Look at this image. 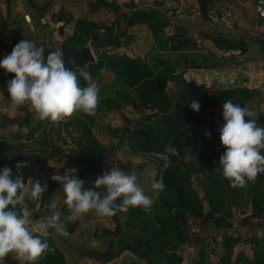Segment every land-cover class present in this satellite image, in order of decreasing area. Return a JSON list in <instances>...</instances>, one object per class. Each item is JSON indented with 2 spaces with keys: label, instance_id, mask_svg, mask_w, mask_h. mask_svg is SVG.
I'll use <instances>...</instances> for the list:
<instances>
[{
  "label": "trees",
  "instance_id": "1",
  "mask_svg": "<svg viewBox=\"0 0 264 264\" xmlns=\"http://www.w3.org/2000/svg\"><path fill=\"white\" fill-rule=\"evenodd\" d=\"M126 24L128 27L146 24L152 34L161 40H156L161 53L178 52L180 55L176 60L171 61L167 58L168 55L161 54V57L156 56L154 61L106 55L103 52L96 63L89 65L87 71L92 78H96L100 75L101 69L108 70L114 75L113 89L136 90L141 104H149L151 109H157L158 117H148L138 127L130 130L123 139L122 145L128 146L134 153L142 156L166 157L167 166L158 172V180L163 177L165 188L162 192L159 191L150 212L146 213L142 208L136 207L130 208L127 213L118 212L113 216L116 223L114 235L117 237L112 240L111 248L108 243L106 250L97 257V260L106 264L123 251H129L138 261H144L146 264H182V258L177 252L190 241L189 220H212L216 230L232 227L235 218L234 209H237V206L241 207L243 203L244 192L238 188V191L233 193L229 188L230 182L222 176V170L217 171L220 168L219 159L225 149L220 143L219 130L214 125L213 117L207 114L210 108L223 110L222 105L226 100L231 99L236 104L239 99L234 97L235 91H232L231 87L218 89L210 95L200 93L194 82L187 81L183 77L184 70L193 64L204 66L202 61L204 56L193 57V52L196 51L195 43L180 31L177 30L173 36L167 37L164 30L168 24L162 21V18L137 11ZM99 29L103 30L102 36L97 33ZM112 31L111 27L76 21L73 35L61 43L60 50L63 52L64 61H67L65 59L68 48L80 49L86 45L87 40L101 50L110 44L114 46L117 36H113ZM91 35L98 37L97 43L94 44ZM167 43H170L169 48ZM214 44L219 49L236 47L227 43L220 44L218 40H214ZM181 67L186 68L177 71ZM79 79L82 87L87 86L88 82L82 77ZM171 83L175 86L173 90L167 89ZM142 86L149 90L148 94L141 91ZM109 89L110 86L103 85L101 96ZM129 99H131L129 92H119L111 103L116 107L121 105L123 107L130 103ZM193 101H198L201 105L198 112L190 107ZM99 106L109 108L107 106L112 105L102 102ZM222 119L220 115L218 123L221 125L224 123ZM254 119L258 126L264 127V114L257 115ZM89 124H92V116L82 112L76 113L66 123L61 122L58 127L48 124L38 139L33 140L31 147L33 154H39L42 158L25 150V143L32 141L30 137L32 133L25 141L15 142L0 136V169L5 166L10 167L13 177L21 176L25 183L29 178L33 179L37 174H42L41 176H44L39 181L42 184L47 183L49 190H53L56 181L50 179L53 175V167L48 166V162L55 161L63 155L64 152L58 143L61 140L65 143L63 136H70L69 132L72 129L77 137H73V160L67 167L68 175L75 174L85 181V188L92 187L96 177L104 173L103 167L108 152L94 137ZM202 126L205 127V131L201 133L199 128ZM214 129L217 132H214ZM206 133H210V137L206 136ZM166 146L175 148L178 155L166 153ZM37 148L39 149L36 150ZM197 173L202 175V199L192 187V176ZM247 184L251 186L245 194L246 202L253 207V213L261 217L260 215L264 214V173H261L255 182L249 181ZM203 198L208 206L206 213H204ZM63 200L62 190V201L58 209L62 216L67 212ZM117 203H120V200H117ZM119 216L123 217V221H120ZM80 222L81 219L76 223L68 224L67 231L70 235L76 232ZM251 227L261 232V236L255 233L250 236L252 259L240 255L236 258V262L232 263L234 248L242 242V239L240 235L233 237L224 233L222 242L225 254L218 264H264V219L255 224L251 223ZM46 238L50 246L55 248V252L48 253L36 264H65L63 255L53 244L51 237L46 235ZM212 251V247L201 250L199 259L194 264H213L209 257ZM5 264H18V261L10 255L6 258Z\"/></svg>",
  "mask_w": 264,
  "mask_h": 264
},
{
  "label": "clouds",
  "instance_id": "2",
  "mask_svg": "<svg viewBox=\"0 0 264 264\" xmlns=\"http://www.w3.org/2000/svg\"><path fill=\"white\" fill-rule=\"evenodd\" d=\"M0 68L14 74L7 82L12 105L29 106L40 121H49L54 126L67 122L76 113L92 116L99 106V88L92 81L85 67H68L60 49L50 50L45 57V48L37 47L30 40H21L0 60ZM88 82L82 87L80 79ZM223 125L219 129L220 143L225 149L219 159L222 176L232 187H244L255 182L264 173V127L258 126L254 112L235 104L231 99L223 102ZM193 111L200 110V103L193 101ZM210 137V133H206ZM165 152L178 155L175 148L165 147ZM52 181L62 185L63 203L67 212L54 211L44 219H33V209L39 206L47 183L21 176L13 177L12 169H0V264L14 255L21 264H36L48 253H54L46 233L49 229L67 238V226L76 223L89 213L97 217H113L118 212L127 213L130 208L140 207L146 213L153 201L138 183V176L119 167H112L96 177L92 187L85 188V181L74 175L54 174ZM165 188L163 177L151 183L154 191ZM120 200V203H117ZM52 209L57 204H51Z\"/></svg>",
  "mask_w": 264,
  "mask_h": 264
},
{
  "label": "crops",
  "instance_id": "3",
  "mask_svg": "<svg viewBox=\"0 0 264 264\" xmlns=\"http://www.w3.org/2000/svg\"><path fill=\"white\" fill-rule=\"evenodd\" d=\"M52 1V0H51ZM61 1L64 5L71 4L73 5L77 0L71 1V0H57ZM170 1L174 2L177 6V8L169 10L165 7V4ZM39 6V7H38ZM49 2H47L42 7L38 4H32L30 5L31 8H33L32 11L27 12L29 15L30 20L28 23L26 22V25H32V20L35 26L37 27V31L43 32V30H47V25H41L42 20L46 16V13L48 11ZM119 8H125L129 13L123 18L124 26H120L117 23V15H118V9ZM132 8V12H131ZM196 9L201 13L200 16H195L190 13V9ZM258 8H264V0H86L83 4V11L81 9L82 16H78V19L74 20L72 22V28L71 30H67L65 33H63L62 38L60 39V46L61 43L66 40L67 38L71 37L75 30V22L76 21H86L88 23H91L93 25L98 26H105V27H111L113 29L112 34L113 36H117L115 45L111 46L107 45L104 47V49H100L98 47H94V45L91 43L90 40H87L86 45L90 44L92 48L96 51L95 53L92 51V54L95 58V63L99 59V57L102 55V53H106V55H118V56H127L131 59H148V60H154L156 59V56L168 55L167 58H169L171 61L176 60L178 55L180 53L178 52H168L166 54L161 53L159 50L160 46L158 44V41H161L157 39L152 32L150 31L149 27L146 24H138L131 27H128L126 22L127 20L132 16L134 12H141L145 13L146 15L150 16L153 15L154 17L162 18V21L166 22L168 26L165 28L164 33L167 37L173 36V33L175 31H180L182 35L185 37L191 39L195 43V38L197 36L202 37L203 39V49L197 48L196 44L195 47L196 51L193 52V57H197L199 55H203V68L201 67L200 70H194L191 68H188L184 70L183 77L187 81L194 82V85L197 87L198 91L203 94H213L215 93L220 86H224L230 83H225L226 79L233 78L234 79V85H240L246 89H253L255 87H258V89L264 88V21L261 20V18L258 15ZM50 9V7H49ZM55 9V7L52 8V11ZM124 9V10H125ZM30 10V9H29ZM114 13L115 17L112 22L109 25L100 23L99 19L103 17H107L109 14L112 15ZM208 12H215V13H225L228 12L232 15L231 25L229 27L225 26H213L211 25L208 20L206 19V15ZM61 13V12H60ZM117 14V15H116ZM25 15V14H23ZM81 17V18H80ZM126 17L128 19L126 20ZM62 16L58 17V24L62 26ZM68 21V20H67ZM57 24V25H58ZM68 24V23H66ZM65 24V25H66ZM59 26V25H58ZM70 27V26H69ZM43 29V30H41ZM28 36L27 39L35 42L37 39L35 33V30L33 28L28 27ZM60 32H62V29H60ZM99 36L103 35V30L99 29L97 31ZM144 34V36H142ZM51 37V41L53 42L54 39V33L52 30L46 31V36L44 40H47V37ZM94 39V44L98 42V37L96 35H91ZM214 40H218L220 44H232L236 45V47L229 48V49H219L215 46ZM38 41V40H37ZM90 41V42H89ZM166 44V43H165ZM54 45V43H52ZM111 46V48H108ZM168 48L170 47V43H167ZM46 49V48H45ZM242 50V55L237 56H230L229 58H223V53L226 51H237ZM197 55V56H196ZM4 57H0V60H2ZM201 59V58H200ZM156 61V60H154ZM228 62V64H227ZM197 64V63H195ZM229 65V66H225ZM233 65V66H230ZM199 66V65H195ZM89 66H87L88 68ZM86 68V70H87ZM225 70L224 76L225 78L223 83H220L219 78H216L215 83L214 80H210L214 74H216V71L221 74V71L223 72ZM5 72L3 68H0V73ZM0 78H3L5 81H9L14 78V74L9 73L7 79H5V75L1 74ZM205 78H210V82L208 84H202V80ZM232 79V80H233ZM94 82L97 87L99 88V96H101V93L103 91V85L110 86L111 89L109 91H113V84H114V75L111 74L106 69L100 70V75L96 78H92V81ZM213 85V88L211 89ZM5 91V98L2 102V105L4 108H6V111L1 113L2 115L7 114L9 112V109L6 104H9L11 106L10 109L12 110V102L9 96V93L6 89H3ZM133 98V94L130 95ZM136 103V102H135ZM25 105L24 107H26ZM23 107V106H22ZM23 107V108H24ZM30 108L29 106H27ZM103 107V108H102ZM109 108H106L105 106H99L100 109H105L104 115L98 114L101 117L110 115V116H116L117 120H120V125L123 126L120 128H102L103 133L97 137L93 131L97 129V124L99 122L97 121V117L95 115H92V124H89L91 127V131L96 136L98 141L102 144H105L104 148L107 146H110L112 148L113 153L115 156H112L114 166L112 167H119L121 170H124L126 172L130 171L132 173H135L138 176V182H145L146 187L151 186L152 180H153V174L155 175V179L158 180V172L162 171L167 166V158L164 156H156L154 158H149L152 161V165L145 166L143 170L132 169L127 165L128 162L130 163H141L143 161L144 156L134 153L128 146L126 145H116L112 146L114 143L111 137H109L106 133H110L114 137V133L117 131H114L116 129L123 130V127L131 126L130 124H133L128 132L130 130L134 129V126L138 127L140 123L144 121L146 117H141V119L137 121H129L127 124L125 117H122L123 119H120L119 113H124L125 111L128 112H136L134 105L129 103L128 105H124L122 109H116L112 106H107ZM117 111V112H116ZM98 113V112H96ZM126 115V114H125ZM23 116V113L22 115ZM24 117V116H23ZM20 117L19 125L17 130H12L13 127H6L4 126L3 129L0 128V136L4 139L11 140L12 142L21 140L25 141L26 137L31 134V140H36L40 136L42 130L50 124L49 121H42L40 126H38L40 120L36 117V114L34 111L31 110V116L29 115L28 120L26 124H23L22 118ZM218 123L214 124L217 126V128H221V125H217ZM135 127V128H136ZM217 129V130H219ZM216 129H214V132H217ZM111 131V132H109ZM199 131L202 133L205 131V127L202 126L199 128ZM128 132L125 136L128 135ZM70 136L73 138H76V134L72 129H70ZM101 138V140H100ZM116 138V137H114ZM34 142V141H33ZM59 146H61V143L59 142ZM74 146L69 149L70 151H73ZM67 154V153H66ZM120 154H123L124 157H122ZM126 161L125 163L122 161ZM141 161V162H140ZM125 165L124 166L122 165ZM154 165H157V168H154ZM50 166V164H48ZM66 166V165H65ZM109 168L108 171L111 170ZM67 169V168H66ZM55 172V168L53 167V173ZM69 171H66L65 174H68ZM195 176V175H194ZM201 177L200 175H198ZM39 177L33 178V180H36ZM202 180V179H201ZM193 178H192V187L193 186ZM148 189V188H146ZM195 189V188H194ZM197 190V189H195ZM199 191V190H198ZM159 191H156L155 195H149L145 191V194L150 196L152 201L157 198ZM51 196L49 199L45 197L48 200L49 206L53 202H57V197L60 200V203L58 201L57 208L52 209L49 207H45L42 204L40 206L31 205V208L38 209V212H35L33 214V218L38 219H44L48 217L49 214H51V211H58L61 201H62V185L60 183H57L55 189L51 192ZM200 197V195L198 194ZM201 198V197H200ZM205 206V204H203ZM207 208V209H206ZM234 209V208H233ZM208 212V207H204V213ZM45 216V217H44ZM92 217L94 219L100 220L103 219L106 221V218L97 217L95 214L92 213ZM86 218V217H85ZM236 218V217H235ZM234 218V219H235ZM201 219H198V221L194 222L196 224L195 226H190L189 230V236L190 241L187 245L182 246L178 250L179 256L182 258V264H194L195 261L199 259L200 251L209 247H212L213 251L210 256V262L213 264H218L220 259L224 256L225 251L223 249V235L224 233L232 235L233 237H236L237 235L241 236L242 242H240L235 248L233 252L232 257V263L236 262V258L240 255H242L244 258L251 260L253 257V252L251 248V242H247L251 237V235L254 233H250L249 237H244L242 234V230L238 229L235 234H231L230 232H227L228 229H222V230H215L213 229L212 233H199V230L196 228H201L203 226H206V224H202L200 222ZM190 223V222H189ZM201 225H200V224ZM212 225V224H211ZM232 227L233 222H232ZM52 229L48 230V233L46 235H50ZM55 231V230H54ZM223 231V233L221 232ZM221 233L220 236L216 235L215 233ZM257 234V233H255ZM58 235V234H57ZM56 235V236H57ZM73 235V234H72ZM74 235H76L74 233ZM259 236V234H257ZM52 237V236H51ZM240 239V241H241ZM59 250V249H58ZM130 254V257H134L132 253L129 251H123L118 257L117 260L114 258L111 262L106 264H124L125 258L122 257ZM250 254V255H249ZM119 258L122 260L118 261ZM136 260V258L134 257ZM137 261V260H136ZM115 262V263H114ZM135 262V261H134ZM140 264H145L144 261H138ZM101 264V263H100Z\"/></svg>",
  "mask_w": 264,
  "mask_h": 264
},
{
  "label": "rangeland",
  "instance_id": "4",
  "mask_svg": "<svg viewBox=\"0 0 264 264\" xmlns=\"http://www.w3.org/2000/svg\"><path fill=\"white\" fill-rule=\"evenodd\" d=\"M86 0H77L73 5L71 4H67L64 5L61 1H57V0H0V57H5L7 54H10L13 47L20 41V40H28L27 36H28V27L29 28H33V30H35V35H36V40L35 42H33L37 47L43 46L44 48H46V40H44L45 36H46V31L47 30H52L54 33V39L52 43H54L53 45V50L56 49H60L59 46V42L60 39L63 36V33H65L67 30H71L72 28V22H74V20L78 19V16H82L81 13V9L83 11V4L85 3ZM108 1V0H107ZM47 2H49V6H48V11L46 13V16L44 17V19L42 20V24L41 25H47L48 29L45 31L43 29V32H38L37 31V27L35 26V24L33 23L32 20V25H26V22L28 23V21L30 20L29 15L27 12H30L33 10V8L30 7V5L32 4H38L41 7L43 5H45ZM39 7V6H38ZM50 7V9H49ZM55 7V9L52 11V8ZM30 9V10H29ZM125 8H119L118 9V17H117V23L118 25L120 24V26H124V22H123V18L129 13ZM61 12V13H60ZM131 12H132V8H131ZM112 13V12H111ZM25 14V15H23ZM132 15V14H131ZM62 16V26L60 25V23L58 24V17ZM80 17V18H81ZM112 17L114 19L115 15L114 13L109 14L107 17H103L101 19H99L100 23L109 25L111 24ZM128 19V17H126V20ZM68 20V21H67ZM31 21V20H30ZM68 23V24H66ZM59 26H58V25ZM66 24V25H65ZM70 26V27H69ZM60 29H62V32H60ZM142 36H144V34H142ZM52 40V39H51ZM90 42V41H89ZM83 47H89L91 49V51H93L94 53L96 52L94 50V48H92V46L90 44L85 45ZM202 49H203V44H202ZM237 55H242V50H237V51H226L225 53H223V58H229L230 56H237ZM67 60V55H66V59ZM228 64V62H227ZM195 65H199L203 68L202 65L200 64H193L192 66ZM182 66V65H180ZM225 66H229V65H225ZM233 66V65H230ZM186 67H181L179 69H177V71H180V69H184ZM225 70H223V72L221 71V74L218 73V71H216V74H214V76L205 80V78L202 80L201 85L204 83L205 85L208 83H211L210 80H214L215 83L216 82V78L221 79L222 76H224L225 74ZM5 75V79H7L9 73L6 72H2L0 73ZM210 79V80H209ZM224 77L223 80L224 81ZM233 78H228L226 79L225 83H230L231 85L227 84L224 86H220L219 89L223 90L225 88H230L233 89L232 91H235L233 94L235 95L234 97L238 98L239 101L238 103L236 102V104H239L241 107H247L250 110H252L254 112V116L253 117H249V118H255L257 117V115L260 114H264V88L262 89H258V87H255L251 90L244 88L240 85H234V79ZM131 82V80H130ZM129 82V83H130ZM221 83V82H220ZM224 83V82H222ZM7 88V81H5L3 78H0V128L3 129L4 126L6 127H13L12 130H17L18 129V125L20 124V117L22 118V123L26 124L27 122H29L28 117L29 115L31 116V110L30 108L26 107H12V110L10 109L11 105L6 104L8 106L7 109H9V112L7 114L2 115L1 113H3L4 111H6V108L3 107L2 102L5 98L4 94L5 91L3 89ZM173 88H175L174 84H170L167 89H171L173 90ZM213 88V85L211 87V89ZM135 89H137V87H135ZM214 89V88H213ZM144 92V94H148L149 90L142 86V90ZM121 92V93H128L129 92V96L131 94H133V98L130 96L131 99H129L130 103L134 105V108L136 110V112L134 113H130L128 111H125V114L119 113L117 112V114L119 115L120 119H123L122 117H125L124 119L126 120V123L129 124V121H137L139 119H141V117H146L145 119H147L148 117L151 118H156L159 115V112L157 111V109H151L149 104H141L139 102V95L137 93L136 90L130 89L127 91H120L119 89L115 88L113 89V91L107 92L106 94L100 96V102L99 105L102 102H108L112 105V107L116 108V109H122V105L119 107H116L115 104L111 103L112 100H115L116 95ZM103 93V91H102ZM175 99V97H174ZM175 101V100H173ZM136 102V103H135ZM103 108V107H102ZM105 109H99L98 106V113L95 112V116L97 117V121L99 122V124H97V129H95L93 131V133L99 137V135L101 133H103V129L105 127H110V128H120L123 125H120V120L116 119L117 115L114 116H110V115H106L101 117L100 115L98 116V114L104 115ZM222 109H213L210 108L207 112L208 115H210L211 117L216 116L217 117V123L219 120V116H222ZM23 113V116H21ZM223 117V116H222ZM144 119V120H145ZM223 120V119H222ZM216 124V121H214ZM223 122V121H222ZM219 125H221L220 123H218ZM217 124V125H218ZM131 126L133 124H130ZM131 126L128 127H123V130H114L117 131L116 133H114V138L110 133H108L106 131L107 134H109L108 136L111 137L113 140V144L112 146L115 144L119 145L121 143L124 142V138L126 133L128 132L129 128ZM222 126V125H221ZM136 126H134L135 129ZM219 129V128H218ZM111 132V131H109ZM93 134V135H94ZM66 135V134H65ZM96 136H94L96 138ZM65 143L63 140L60 141L61 146H59L62 151L64 152L63 155H72L73 153L72 151H70L69 149H71L72 146H74L73 144V138L71 136H63ZM97 139V138H96ZM98 140V139H97ZM101 140V138H100ZM99 142V141H98ZM100 145H102L99 142ZM33 140L29 143H25V150L29 153L32 154L38 158H42L41 155L39 154H33ZM59 145V143H58ZM104 146H106L105 144H103ZM103 146V147H104ZM39 148H37L36 150H38ZM106 151L108 152L107 155V159L105 161L104 167H103V171L107 172L109 170L110 167L114 166V160L112 158V156H115V154L113 153L114 151H112V148L110 146H107ZM67 153V154H66ZM61 155V156H63ZM122 157H124L123 154H120ZM60 157V156H59ZM143 161L141 163H130L128 162L127 165H129V167H131L132 169H134L136 167V169H140L143 170V168L145 166H150L152 165V161L149 158H154L151 156H144ZM124 163L126 161L122 160ZM48 164H50L51 167L55 168V172L54 174H59V175H64L66 173V171H68L66 168L69 166H65V160H62L61 162L57 163L56 160L55 161H49ZM125 168V165L122 164ZM118 167V166H117ZM154 168H157V165H154ZM42 175V174H41ZM41 175H38L36 177H39ZM195 175V176H194ZM192 176L193 178V186L195 189H197V193L200 195V199H202L203 197V190H202V176L201 174L197 173L194 174ZM198 175H200L201 177H199ZM44 176V175H43ZM42 176V177H43ZM41 178V177H40ZM40 178L36 179L39 180ZM35 181V180H34ZM59 182H56V185ZM139 184H141V186L144 188V190L149 193V195H155L156 191L151 189V186L146 187L145 182H138ZM251 185L248 186V184H246V186L244 187H229L230 190L233 193H236L238 191V188L242 190V192H244V197L242 199L243 203L241 205V207L237 206V209H234L235 212V219L233 220V226L234 227H223L222 229H228L227 232H230L231 234H235L237 232L238 229L242 230V234L244 235V237H249V234L252 233H257L259 234V236H261V232L259 230H256V228L251 227L250 225L255 224L256 222L264 219V214L260 215L261 217H259L258 214L253 213V207L251 206V204L249 202H246V192L247 190L250 188ZM56 187V186H55ZM148 188V189H146ZM193 188V189H194ZM237 188V189H236ZM55 189V188H54ZM53 189V190H54ZM53 190H49V188L47 187V190L45 191V193L42 195L41 201H40V205L42 204L45 207H49L51 208V204L49 206L48 200L45 198L47 197L49 199V197L51 196V192ZM199 190V191H198ZM57 202L55 201V203L57 204L58 201L60 203L59 198L57 197ZM203 204H205L204 207H208L207 206V202L204 200L203 198ZM29 205L31 207L32 202L29 201ZM34 205V204H33ZM39 205V206H40ZM207 209V208H206ZM38 212L37 208H34V213ZM53 213V211H51V214ZM51 214H49L48 216H50ZM45 217V216H44ZM86 217V218H85ZM106 221L103 219L97 220L94 219L92 217V213H89L87 215H85L82 219L81 222L75 232L76 235H69L67 238L57 235V233L52 229L51 239L53 240V244L59 249L60 253L63 255L64 258V263L65 264H100L101 262L97 260V257H99V255L101 253H103L106 250V247L108 245V243L110 241H112L113 239H116L117 236L114 235V231H115V226L116 223L113 219V217H105ZM262 218V219H261ZM34 220H37L36 218H33ZM120 221H123V217L119 216ZM248 220V224L244 227H241L238 225L239 222L243 221V220ZM258 220V221H257ZM198 220H194V219H190L189 220V228L190 226H195L196 224H194V222H196ZM200 222L202 224H206V226H202L201 228H196L197 230H199V233H212L213 229H215V225L214 222L212 220H206V219H201ZM212 224V225H211ZM221 229V230H222ZM190 230V229H189ZM216 230V229H215ZM217 231V230H216ZM223 233V231H221ZM216 235L220 236L221 233L217 232L215 233ZM57 235V236H56ZM247 242H252L251 238L247 241ZM209 248H206L205 250H208ZM250 255V254H249ZM134 256V255H133ZM122 257L125 258V261L123 262L124 264H140L138 262V260L136 261L134 259V257H130V254H127L125 256L122 255ZM13 258L15 260L16 257L13 255ZM117 260V257L115 258ZM122 260L121 258H119L118 261ZM18 261V260H17ZM135 261V262H134ZM115 263V262H114ZM18 264H21L20 261H18ZM103 264V263H101ZM111 264V263H110ZM146 264V263H145Z\"/></svg>",
  "mask_w": 264,
  "mask_h": 264
},
{
  "label": "water",
  "instance_id": "5",
  "mask_svg": "<svg viewBox=\"0 0 264 264\" xmlns=\"http://www.w3.org/2000/svg\"><path fill=\"white\" fill-rule=\"evenodd\" d=\"M108 48H111V46L107 47V49ZM50 50H53V45H52L51 37L48 36L47 40H46L45 57H47L48 52ZM93 63H95V58H94L92 51L89 47H82L80 49H74L72 47L68 48V50H67V61L65 62L66 66H68V67L73 66L74 67V66L78 65V66L87 68V66H89ZM190 68L194 69V70H200L201 66H191ZM213 119H214V121L217 122L216 116H214ZM62 160H65V165L68 166L71 163V161L73 160V156L72 155L60 156L56 159V162L59 163ZM187 216H189V214ZM247 224H248V220H246V219L238 223V225L241 227H244ZM112 245H113V241H110L109 242V248H111Z\"/></svg>",
  "mask_w": 264,
  "mask_h": 264
},
{
  "label": "built area",
  "instance_id": "6",
  "mask_svg": "<svg viewBox=\"0 0 264 264\" xmlns=\"http://www.w3.org/2000/svg\"><path fill=\"white\" fill-rule=\"evenodd\" d=\"M165 7L168 8L169 10L177 8L176 4L174 2L168 1L165 4ZM259 17L261 18L262 21H264V8H258L257 10ZM190 13L195 15V16H200L201 13L197 11L196 9H190ZM206 19L208 22L213 25V26H225L229 27L231 25V20H232V15L228 12L225 13H215V12H208L206 15ZM195 44L197 48L202 49V44H203V39L202 37L197 36L195 38ZM223 79H219L221 82Z\"/></svg>",
  "mask_w": 264,
  "mask_h": 264
}]
</instances>
